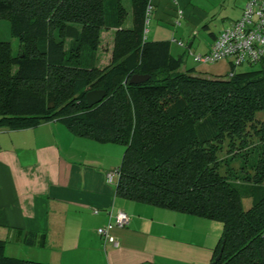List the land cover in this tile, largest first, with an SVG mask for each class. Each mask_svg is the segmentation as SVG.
Returning <instances> with one entry per match:
<instances>
[{
	"label": "trees",
	"instance_id": "1",
	"mask_svg": "<svg viewBox=\"0 0 264 264\" xmlns=\"http://www.w3.org/2000/svg\"><path fill=\"white\" fill-rule=\"evenodd\" d=\"M147 1L129 0L125 27L121 0H0L17 39H0V129L59 120L74 135L123 145L118 196L218 220L214 264H264V55L256 68L229 63L230 76L195 73L184 50L146 39ZM133 73L147 77L129 82ZM93 88L105 95L87 106ZM4 243L0 264H57L5 254Z\"/></svg>",
	"mask_w": 264,
	"mask_h": 264
},
{
	"label": "crops",
	"instance_id": "2",
	"mask_svg": "<svg viewBox=\"0 0 264 264\" xmlns=\"http://www.w3.org/2000/svg\"><path fill=\"white\" fill-rule=\"evenodd\" d=\"M121 2L126 8L121 26L128 27L130 2ZM150 2L155 21L146 39L172 40L170 50L177 53L194 44L185 37V17L194 23L204 20L209 29L208 14L222 18L230 14L216 32L208 30L204 52L213 37L240 15L246 0ZM225 2L231 7H224ZM107 29L100 34L109 35L112 42L114 27ZM120 145L74 135L59 120L0 129V238L5 254L57 264H209L220 224L118 196L117 177L109 181L106 172L118 165ZM118 208L129 214V220L112 228L117 240L112 245L102 241L96 227L107 222L109 210Z\"/></svg>",
	"mask_w": 264,
	"mask_h": 264
},
{
	"label": "built area",
	"instance_id": "3",
	"mask_svg": "<svg viewBox=\"0 0 264 264\" xmlns=\"http://www.w3.org/2000/svg\"><path fill=\"white\" fill-rule=\"evenodd\" d=\"M151 9L150 0L145 6V15ZM180 12V9H177ZM146 24L147 18L144 19ZM145 32V28H144ZM179 45L184 43L176 40ZM194 61L213 62L227 58L234 67L242 62L255 63L264 55V0H246L240 15L229 26L223 27L210 41L204 52L189 51ZM232 71L226 74L230 76ZM113 175L118 176V168L106 172L107 180ZM129 214L121 208L108 211V220L104 225L96 227L97 234L103 242L117 245L115 236L111 233L113 227L128 223Z\"/></svg>",
	"mask_w": 264,
	"mask_h": 264
},
{
	"label": "rangeland",
	"instance_id": "4",
	"mask_svg": "<svg viewBox=\"0 0 264 264\" xmlns=\"http://www.w3.org/2000/svg\"><path fill=\"white\" fill-rule=\"evenodd\" d=\"M125 2H126V0H124V3ZM226 6L231 7V4L228 2H225L224 7H226ZM152 13H153V10L150 9L149 12H147V14L145 15V18H147V22L145 24L147 31L144 34V36H146V37L149 36L150 30L152 28V24L155 21V19L152 16ZM228 15L229 16L222 18V17H218V16H211V14H208V16L206 18L207 19L206 23L208 24L209 29L211 31L216 32V30L219 28V25L224 26L228 22L229 17H231L230 14H228ZM203 21L198 22V23H194L188 17H185V37L190 36V38H192L194 40V44L190 47H187L186 45H185L186 47L183 46L184 52H182V60H183L182 64L185 65V67H191V69L195 73H198V74H201L204 76L226 77L227 76L226 74L228 73V70H229V62H228L227 58H222V59H219V60H216L213 62H198V61H194L192 59V56L189 54V51L202 52L201 50L205 45L204 41L209 37V35H208L209 29L203 26V24H204ZM222 23H224V24H222ZM166 25H168V27L172 31H174V29L179 30V26H173L172 24H166ZM103 30H108V29L103 28ZM193 30H195V31L192 34ZM0 39L9 40L13 46H15L17 43V39L14 36H11L9 34L7 21L2 20V19L0 20ZM187 40H188V38H187ZM170 43H173V41L170 40ZM196 44H198V47L196 46ZM110 48H111L110 36L102 34V36L100 38V44L98 45V50H97L98 56H97L96 65L101 66L106 61H108L109 54L106 55V53L108 52L107 50H109ZM180 48H181V46H180ZM183 48H181V50ZM177 53H180V51H178ZM177 53H175V54H177ZM92 63L95 64V60H94V62L92 61ZM258 66H259V61L255 62V63H251V64L246 63V62H242L241 64L236 65L234 67V69L235 70L249 69V68H256ZM262 117H263V114L261 112L256 113L257 119H261ZM252 137L253 136H250V138H252ZM120 146L123 149L124 146L123 145H120ZM224 148H225V146L222 147L221 151L219 152L220 156L223 155ZM235 165L237 166L238 163L235 162ZM249 202H250L249 196H243L242 197V204L244 207L247 206L249 204ZM211 220L213 222H217L221 226V223L218 220H214V219H211ZM220 231H221V227L219 228V235H220Z\"/></svg>",
	"mask_w": 264,
	"mask_h": 264
},
{
	"label": "water",
	"instance_id": "5",
	"mask_svg": "<svg viewBox=\"0 0 264 264\" xmlns=\"http://www.w3.org/2000/svg\"><path fill=\"white\" fill-rule=\"evenodd\" d=\"M147 77V74H141V73H133L129 77V82H138L142 81ZM105 95V90L101 88H93V89H88L85 91V101L87 106L92 105L93 103H96L100 101ZM220 252H218L213 260L210 262V264H214V260L218 258Z\"/></svg>",
	"mask_w": 264,
	"mask_h": 264
}]
</instances>
